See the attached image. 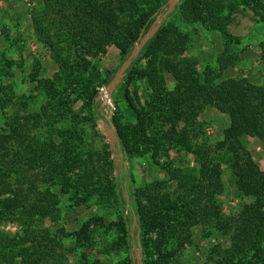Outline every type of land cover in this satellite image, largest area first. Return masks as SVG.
<instances>
[{
  "label": "trees",
  "instance_id": "16d2710c",
  "mask_svg": "<svg viewBox=\"0 0 264 264\" xmlns=\"http://www.w3.org/2000/svg\"><path fill=\"white\" fill-rule=\"evenodd\" d=\"M168 1L38 0L35 4L31 13L34 37L48 51L56 68L50 77L36 74L42 72L40 67L27 76L28 82L42 91L39 96L45 101L34 114L23 117L15 113L5 120L6 129L0 131V224L11 220L19 226L15 232L0 230V264H54L57 241L67 236L84 249L93 248L92 226L113 231L116 245L124 246L130 254L140 247L142 264H170L177 248L166 247L164 233L177 216L183 217L179 224L186 229L203 219L212 221L214 229L229 239L217 264H264V170H260L240 140L248 136L264 144V87L242 79L218 82L219 72L235 62L230 46L240 40L226 30L231 13L237 5H252V9L262 10L260 18L264 23L261 0L179 1L175 8L187 23L218 32L223 45L217 55L219 71L208 66L196 72L191 62L180 59L189 36L174 25L163 23L110 93L116 106L120 99L125 101L132 119L124 124L120 114H114L106 120L114 132L113 154L120 157L109 160L108 152L90 156L89 165L75 180L74 187L85 190L75 205L97 195L105 202L114 201L123 214L118 221L108 223L103 217H91L72 233L61 230L50 235L47 230H34L36 222L54 217L60 203L42 184L53 178L59 189L66 191L69 172L82 165L73 156V141L78 135L75 128L56 132L65 139L60 147L51 138L41 140L40 129L53 128L52 122L68 113L73 103L69 100L74 95L68 92H74V86L78 90L87 69L93 67L91 60H99L107 44L122 39L127 43L122 50V65L130 48L147 33ZM3 35L8 41L9 31ZM9 46L14 48L13 43ZM141 60L146 61L145 67ZM11 63H7L8 68ZM165 74L173 80L170 89ZM113 78L114 72L102 82L109 84ZM133 81H146L152 92L142 109L135 106L127 89ZM98 95L94 90L83 104L102 117ZM77 98L80 97L76 95ZM207 106L229 119V127L216 144L218 156H211L204 144L192 145L189 139L201 131L197 117ZM145 148H149L153 164L165 173L166 179L137 186L131 170L125 167V157L142 155ZM170 150L191 153L196 165L173 168L170 161L161 165L160 160L169 158ZM224 163L235 177L239 197L249 199L241 202L237 214L231 216L222 215L216 202L223 187L220 168ZM111 172L115 174L112 179L108 175ZM167 181L177 184L170 196L159 193ZM153 234L156 237L152 240L149 236ZM136 263L129 258L124 264Z\"/></svg>",
  "mask_w": 264,
  "mask_h": 264
},
{
  "label": "rangeland",
  "instance_id": "374dc122",
  "mask_svg": "<svg viewBox=\"0 0 264 264\" xmlns=\"http://www.w3.org/2000/svg\"><path fill=\"white\" fill-rule=\"evenodd\" d=\"M37 1L0 0V131L6 129L5 120L15 113L23 117H26L27 113L34 114L45 101L39 96L42 91L35 86L36 84L29 83L27 76L40 67L42 72L36 74L50 77L56 68L48 51L34 37L31 13ZM263 3L264 0H261V4ZM178 4L179 2L176 5ZM168 6H163L162 11L156 17L164 13ZM252 8V5H237L229 17L226 30L240 40L239 43L230 46L236 57L235 62L225 71L219 72V83L228 79H242L250 84L264 87V23L260 18L262 10ZM163 23L172 24L189 36L187 48L180 59L191 62L195 66L196 72H201L208 66L216 69V72L219 71L217 55L222 52L223 45L218 32L199 24L187 23L175 6L162 19L161 26ZM6 30L9 31L8 41H4L3 34ZM10 43L14 44V48H10ZM125 44H127L126 41H122V39L113 44H107L106 52L100 55L99 60H91L90 64L93 67L87 69L86 78L80 83L78 90L74 86L72 89L74 92H68L69 95L74 94L69 100H73V103L70 104L68 113H65V116L59 120H54L53 128L40 129L41 140L51 138L52 142L60 147L64 144L65 139L64 136L60 137L56 132L75 128L78 135L73 141L75 143L73 156L82 165L75 171L69 172L70 180L66 184V191H61L53 178L50 179L51 182L42 184L50 194L56 196L60 203L54 217L35 223L34 230L36 231L47 230L50 235L61 230L65 233H72L80 229L82 224L91 217H103L108 223L118 221L119 215L123 214L122 209L114 201L105 202L100 200L97 195L92 196L86 203L75 205V202L84 196L85 190L74 186H76L77 175L82 174V170H85L83 167L89 165L90 156L96 155L98 152H108L110 153L109 160L115 159L117 156L120 157L115 152L113 154L114 132L106 120L114 114H120V119L124 124L132 122L125 101L120 99L117 107L110 98V93L115 89L116 84L121 83L126 75L124 74L118 83L111 86V82L104 84L102 81L107 79L111 73L115 74L120 68ZM132 49L133 47L130 48V53ZM9 61L12 62L10 68L7 66ZM145 63L146 61L141 60L140 64L145 67ZM165 79L170 89L173 80L167 74H165ZM127 89L138 109L144 108L145 102L151 98L152 92L146 81L130 82ZM94 90L99 93V109L102 117L93 114L91 108L83 104L84 101H89V96ZM76 95L80 98L75 99ZM197 122L201 125V131L189 136L191 144L196 146L204 144L210 150L211 156H218L216 144L222 139L225 129L229 127L228 117L207 106L197 117ZM240 140L244 143L252 160L260 170H264V144L258 139L248 136L241 137ZM141 154L125 157V167L131 170L135 184L142 186L145 182L149 184L154 180L166 179L165 173L153 164L149 148L143 149ZM93 159L95 160L96 156ZM164 161H170L173 168L196 165L195 157L191 153L186 154L183 151L170 150L169 158H162L160 164L162 165ZM220 171L223 187L221 194L216 196V202L220 205L222 215L231 216L237 214L241 202H248L249 199L239 197L235 177L228 164H221ZM29 175L32 177V171L29 172ZM108 175L111 179L115 177L114 172ZM176 189V181H167L159 193L170 196ZM205 220L203 219L198 225L186 229L179 224V221L183 222V217L177 216V220L173 219V225L164 233L167 241L166 247L177 248L170 264H217L220 261L224 250L229 246V239L214 229L212 221ZM203 221L205 222L202 223ZM17 228H19L17 223L11 220L0 224V230L6 232H15ZM91 229V235L95 241L93 248L84 249L82 244L78 245L74 238L69 236L61 238L59 239L61 242L57 241L59 247L54 264H83L85 262L86 264H124L129 258H132L133 262L140 259L143 263L144 255L140 247L130 254L124 246L119 248L116 245L117 235L113 231H102V229L93 226ZM149 237L153 240L156 235L153 234ZM169 244L171 245L168 246ZM82 252L84 257L86 256V260L82 256ZM14 264H18V262L15 261Z\"/></svg>",
  "mask_w": 264,
  "mask_h": 264
},
{
  "label": "water",
  "instance_id": "95a60500",
  "mask_svg": "<svg viewBox=\"0 0 264 264\" xmlns=\"http://www.w3.org/2000/svg\"><path fill=\"white\" fill-rule=\"evenodd\" d=\"M179 1L180 0H169L168 1V5H169L168 9L164 11V13L156 17L155 22H153V24L151 25L147 33L139 39V42L137 44L134 45L130 55L127 57L125 62L120 66V68L115 72L114 79L111 81L110 86L119 82L120 77H122L125 74L126 70L130 67L132 61L138 56L140 50L145 45V43L148 41V39L153 37V35H155V33L158 31L159 27L161 26L162 19H164L167 16L170 10L174 6H176V4ZM141 263L142 261L139 259L136 264H141Z\"/></svg>",
  "mask_w": 264,
  "mask_h": 264
}]
</instances>
